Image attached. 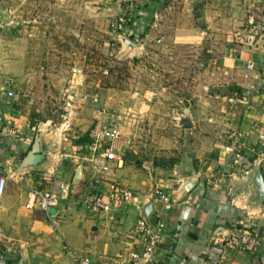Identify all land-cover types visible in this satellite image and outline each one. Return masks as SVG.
Wrapping results in <instances>:
<instances>
[{"label":"rangeland","instance_id":"obj_1","mask_svg":"<svg viewBox=\"0 0 264 264\" xmlns=\"http://www.w3.org/2000/svg\"><path fill=\"white\" fill-rule=\"evenodd\" d=\"M263 65L264 0H0V103L16 138H44L29 161L18 153L0 171L23 195L14 213L0 210V255L11 247L16 260L53 264L68 253L80 264L84 243L96 247L128 224L112 216L119 208L134 212L124 229L134 239L155 191L172 199V179L188 175L184 184L215 194L223 178L225 197L229 178L244 188L247 165L264 162ZM115 119L131 142L111 178L134 200L90 212L87 184L75 180L52 216L25 208L29 191L52 185L49 172L69 180L95 122ZM260 190L245 199L250 216L262 214Z\"/></svg>","mask_w":264,"mask_h":264},{"label":"crops","instance_id":"obj_2","mask_svg":"<svg viewBox=\"0 0 264 264\" xmlns=\"http://www.w3.org/2000/svg\"><path fill=\"white\" fill-rule=\"evenodd\" d=\"M260 69H262V67ZM263 71L257 76L258 80L264 81ZM0 109V171H2L3 169H8L7 162L16 159L18 153H25L23 154V158L29 161L35 151V146L36 148L37 146L39 147L44 138L42 136L35 138L32 146L30 145L31 138H16L17 135L14 134V131L10 130L11 119H13L12 115H10L11 113L5 109L3 110L1 103ZM9 133L12 135L10 134L9 136ZM37 139L38 143H36ZM29 146H31L30 149ZM57 158L60 159L59 157ZM73 161V171L72 174L70 173L68 181L54 178V172H49L51 174H47V176L44 177L50 180L52 184L50 187H56L61 182H68L70 184V182L74 180L76 159ZM45 162L47 161L42 162V164ZM45 165H47V163H45ZM245 166L246 165L243 167ZM247 166L249 169L245 171L246 175L243 176L245 181L242 180L244 188L241 190L237 189L236 181L229 178L228 186H226L229 197H225L224 194L226 190H222L224 185L222 183L223 178H221L219 184L215 185V194L212 192L211 188L205 190V187L199 182H195L194 188L184 184V177L188 175L184 177L181 176L180 180L183 179V181L179 184L175 182V179L170 180V183L176 186L175 189L169 188V192L173 196L172 199L168 202L160 200L155 201L152 204L153 206H151L152 208L149 210L150 219L153 220V218L161 217L166 223L161 242L155 251V261L153 264H264L263 226H261L263 242L259 250L261 252L259 259H255V253L243 251L228 249L221 253L219 252L221 250V245L216 242L214 243V239H221L226 233L230 232L241 216L249 215L250 222L264 225V218H261L264 217V205L261 208V216H255L254 214L250 216L252 215L251 212L245 210V208L249 206L245 199L251 198L250 195L253 192V185L257 188L260 187V195L264 201V186L261 182L262 176L260 175L263 171L262 168H264V162L256 161L253 165L249 164ZM231 174L232 173H230V175ZM0 175L6 177L7 180L4 192L1 196L3 205L0 206V210H2L3 214H11L15 212L14 204L22 201L23 195L22 193H11L8 188L9 176L2 174V172H0ZM223 182H225V179ZM23 183V180L16 182L20 188L23 187ZM29 192L25 197V203L29 198ZM249 208L251 207L249 206ZM133 213L134 212L127 213L125 209L121 210L120 208L116 210L112 216H117L119 221H124V218H127L128 224L119 225L117 229L120 230V233L113 232L111 236H108V239L106 238L107 241L98 242L96 247L93 244L84 243L81 250L84 252V256H80V258L87 257L90 260V264L93 262L95 264H118L122 259L123 261H127L130 252L136 247L134 243L135 240L130 235L129 237H125L126 234L124 235V229H127L130 223H132L130 217ZM114 233L115 236H112ZM71 247L73 249L75 245ZM10 248L11 247H8L7 249L9 252L0 255V264H28L26 260H16V257L10 252ZM241 252H243V254L246 253L247 259H242L240 255L242 254ZM53 264H76V262L66 253L53 260Z\"/></svg>","mask_w":264,"mask_h":264},{"label":"built area","instance_id":"obj_3","mask_svg":"<svg viewBox=\"0 0 264 264\" xmlns=\"http://www.w3.org/2000/svg\"><path fill=\"white\" fill-rule=\"evenodd\" d=\"M122 21V19H120ZM122 27L121 22L117 25ZM248 67H252L250 63ZM10 90L6 92L12 96ZM1 116V109H0ZM119 118V117H118ZM130 138L122 131L119 119L110 122L97 121L87 133V140L76 146L77 154L74 180L87 184L88 190L82 198L83 206L90 212L98 213L110 210L117 204L134 200L136 196L125 183L115 181L111 174L123 166L125 153L130 145ZM7 180L0 175V198L4 192ZM158 199L169 201V196L163 191L156 190ZM70 184L61 182L56 187L32 189L25 203L27 209L42 211L46 216H52V211L68 199ZM150 214H144L136 219L133 228V237L136 247L130 252L127 261L123 259L118 264H153L155 251L161 242L165 230V220L161 217L150 219ZM249 215L241 216L233 229L221 239H214L219 243L221 250L255 252L262 244L261 224L250 222ZM80 264H90L87 257L79 258Z\"/></svg>","mask_w":264,"mask_h":264},{"label":"trees","instance_id":"obj_4","mask_svg":"<svg viewBox=\"0 0 264 264\" xmlns=\"http://www.w3.org/2000/svg\"><path fill=\"white\" fill-rule=\"evenodd\" d=\"M87 140V135L84 136V138L81 139V142H85Z\"/></svg>","mask_w":264,"mask_h":264}]
</instances>
